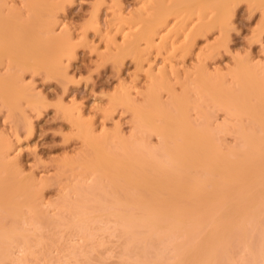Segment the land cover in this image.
<instances>
[{"label":"bare ground","instance_id":"bare-ground-1","mask_svg":"<svg viewBox=\"0 0 264 264\" xmlns=\"http://www.w3.org/2000/svg\"><path fill=\"white\" fill-rule=\"evenodd\" d=\"M13 1L0 0V100L10 110L17 108L25 95L16 67L50 69L56 63L51 72L58 74L63 58L72 57L78 47L67 30L60 37L54 34L61 19L59 9L71 0H21L20 7ZM243 1L262 11L256 32L261 38L264 0H141L131 17L124 16L121 9L114 10L110 25L122 34V44L118 55L110 59L121 63L131 57L137 72L146 70L149 82L145 79L148 84L142 102L132 97L135 83L134 88L125 83L122 92L111 98L106 114L111 116L120 106L131 112L136 133L125 138L115 122L114 139L100 135L81 107H62L84 148L77 159H66L61 165L66 180L73 181L65 185L62 203L55 206L61 211L57 217H49L40 197L42 190L34 180L24 178L20 162L11 159L12 152L18 151V146H13L17 143L2 137L0 264L12 262L17 248L35 255L32 242L42 227L69 230L92 243L98 230L104 231L111 222L125 264H236L229 259L236 238L244 247L241 263L249 259L247 264H264V219L260 220L264 213V68L260 62L256 63L261 70L254 62L238 61L227 74L218 69L213 73L204 63L210 49L194 51L197 41L215 30L220 41L227 39L231 19ZM97 9L88 29L99 27ZM155 54L168 55L161 60L170 64L169 58L184 61L195 54L196 63L188 64L180 74L176 65L162 61L164 66L157 65ZM51 61L54 64L50 65ZM1 67L8 72L3 74ZM173 71L181 91L173 84ZM164 92L167 100H163ZM215 108L236 123L231 128L223 123L215 126ZM233 127L239 147L223 150L219 136L229 134ZM153 135L159 138L158 146L150 143ZM256 236L257 245L253 243ZM41 241L36 245L41 246ZM45 243L42 252L49 251ZM76 250L74 246L70 249L73 256ZM19 259L14 261L20 264Z\"/></svg>","mask_w":264,"mask_h":264},{"label":"rangeland","instance_id":"rangeland-1","mask_svg":"<svg viewBox=\"0 0 264 264\" xmlns=\"http://www.w3.org/2000/svg\"><path fill=\"white\" fill-rule=\"evenodd\" d=\"M13 2H16V5ZM13 2V4L11 3L13 6L20 7V5H22L20 3L21 0ZM53 2L60 3L61 0H53ZM17 3H19V5H17ZM98 4L100 6H98ZM140 4L141 0L69 1L66 4L67 8L59 9L58 19H60V17L61 19L58 20L59 23H56L58 26H54V30L56 29L54 34L60 37L61 35H65L67 30V33H70L68 35H70L69 38L72 40L71 42L73 43L74 41L73 44L78 47L75 49L72 56L73 58L64 57L61 61L60 68H62V74L51 72V69L54 70L52 67L56 65V63L54 64L55 61L50 62V65L52 63L54 64L50 66V69L47 67L36 68L33 66L30 67L31 70L25 69V67H18L19 70H16V67L14 70L20 75L15 71L14 73H16L18 78L20 76V84L23 86L22 91L25 92V90H27V94L26 92H23V94L28 98L24 95V98L20 100L17 108L14 110H10L9 107L0 100V151L2 152V143L4 142L2 140L7 138H12V143L20 145H13L15 149H17L18 146V151L12 152L11 159L15 158L13 161L20 162L19 164L23 167V177L34 180L36 186L42 190L43 196L40 197L43 199L42 202H46L44 203V209H46L45 211H49L47 212L49 217H57V214H60L59 212L61 211H59L58 208L56 210L55 206L56 204L60 205L62 203L59 201H62V196H64L65 185L73 181L72 178H68L71 181L66 180L67 177L62 174V170L64 169L61 170V165L66 159H75L78 157L84 148L83 140L79 139L80 137L76 135L77 128L75 129V126L71 124L72 122L70 123V121L66 119L63 106L67 108H71L72 105H75L77 108L81 107L83 113H86V118L94 123L100 135L106 134L114 139L117 131L116 123L119 125L118 129L121 130L125 138H131L132 135L136 133L135 121L131 112L125 110L121 106L118 107L113 114L111 113V116H108L110 113L106 114L108 113L106 111L110 108L111 98L117 95V93L119 94L122 92L125 86L128 87L130 85L131 88H134L135 85L136 89H132V97L135 100L139 99L137 100L138 102L143 101L142 93L146 90L145 87H147L149 82L146 70L143 71V74L146 72V75H143L141 71H138V73L136 64L131 57H125L123 59L124 61L122 60L123 62L121 63L113 61L114 58L110 59V57L116 56V54L118 55L117 48L119 44H122L120 43L122 42V34H120V32L117 33L110 25V22L114 18L113 14L121 9L120 11L122 13L125 11L123 13V15L125 14L124 16L131 17L139 8ZM95 8H99L97 9L99 12L96 20L101 22H98L99 27L95 26V29L90 28V31L87 26H90L89 24L93 22V19L95 20V15H93L95 14L94 12H96ZM114 10L116 11L114 12ZM261 13V9L249 7V4L243 1L237 6L234 16L231 19L232 22L230 21L231 26L228 30L229 32L227 31L228 33H226L227 39L223 38L224 41H220V33L218 30H215L208 35L209 37H202L197 41L194 51L197 49L200 51L201 48L204 50L210 49V52L212 51L211 53L209 51V53L207 52L209 55L206 53L209 57L204 62L206 65H209L208 68H210V72L215 73L214 71L218 69L221 73L227 74L228 71L235 68L238 61H250L252 64L254 62L253 65H258L260 62V65L262 64L261 67L263 66L264 68V33H262L261 38L256 36V32L259 30L262 20ZM63 23L64 25L62 26ZM172 27H174V25H172ZM86 30L88 31L86 32ZM85 32L87 34L84 37ZM111 33L113 36H111ZM68 35L66 34V36ZM113 37L115 42L112 41ZM118 38L120 39L117 40ZM215 39L218 40V42H216ZM219 41L222 42V46L220 44V47L217 45ZM212 43L216 44V46L211 45ZM224 44L226 46H223ZM212 47L217 49L212 50ZM203 49H201V52ZM166 56L168 57V55ZM166 56L155 54L154 60L157 62L154 61V63L156 62L157 65L160 63L163 66L167 63L171 67H175L176 65L179 71L181 69L185 70L188 64L193 65L196 63V61L193 62L196 56L195 54L194 58L193 55L187 57L184 60L185 62L183 58L181 60L180 57H175L178 59H176L177 61L175 58H169L172 59L173 65H171L172 63H164L162 61ZM162 65H160V68ZM260 65H258V68H260ZM4 67H1V72H3V74L8 72ZM261 69L262 68L259 70ZM183 70L180 71V74L184 72ZM263 70L264 69H262V71ZM128 77L130 78L128 79ZM145 79H147L148 82H146L147 80ZM171 79L173 84H176L175 87H178L177 90H179L181 86L176 82V72H171ZM127 83L130 84L128 85ZM124 84L125 86H123ZM179 91H181V89ZM164 93L163 100H167L168 94L166 92ZM215 110L217 111H214L215 116L213 117V120H215L213 124L215 126H220L223 123V125H227L231 128V125L236 123V120L231 119L225 111L217 110L216 108ZM193 115L194 118H196V111L193 112ZM28 123L33 127L32 132L29 131ZM230 131H234V127L232 130L230 129ZM231 132L219 136L222 140L223 150L239 147L240 142L237 141L236 134ZM150 143L152 146H158L159 138L153 135V137L150 138ZM65 173L67 174V171ZM69 174L71 173L68 172V175ZM47 203L49 205H47ZM263 210L264 208L262 212H264ZM262 214L260 220L264 219V213ZM261 224L263 226L264 223L261 222ZM107 226L109 229H104ZM104 228V231L102 229L100 231L98 230L97 236H95L96 239H94L95 241L89 243V241L86 242L84 239L80 238L81 236H77L76 233H71L69 230L60 231L59 229L42 227L39 229L41 230L40 232L38 230L39 233H37L36 236L37 240L32 242L35 244H32L34 247L33 251L36 252L35 255L33 254L31 256L26 253L27 256H25V251L23 252L20 249L21 252H19V248H17L15 250L18 251L15 252L13 256L18 258V260H20L19 258L22 259L20 264H125V262H123L124 259L120 256L122 250L120 247H122V245L117 232H114V223L111 222ZM32 234H30V239H32ZM34 238L35 236L33 239ZM254 239L257 240L258 236L255 238L253 237V240ZM41 240L43 243L44 241L48 243L46 246L49 249L48 252H46L47 249L45 250V246L43 247L45 252L41 251L43 243L41 246H37L38 244L40 245L39 242ZM234 240L236 241H233V244L236 243L231 248V252H229L231 255H229V259L236 264H240L244 255V247L242 248L243 244L240 238ZM255 240L253 243L257 245L258 240L257 244ZM72 246L77 249V254L74 256L70 251ZM233 250L235 252L234 254H232ZM78 253H80V255H78ZM15 257L14 260H16ZM231 257L235 261H233ZM14 260H12V262H15ZM244 260L241 264H247L249 259ZM12 262L10 261L8 264H12ZM225 262V264H229V261Z\"/></svg>","mask_w":264,"mask_h":264}]
</instances>
